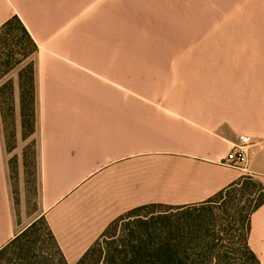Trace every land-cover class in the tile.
Instances as JSON below:
<instances>
[{
    "label": "crops",
    "instance_id": "crops-1",
    "mask_svg": "<svg viewBox=\"0 0 264 264\" xmlns=\"http://www.w3.org/2000/svg\"><path fill=\"white\" fill-rule=\"evenodd\" d=\"M245 1L0 0V25L17 15L37 44L34 205L16 212L24 165L12 178L0 122V247L43 218L74 264L134 209L202 204L243 176L264 191V26L219 24L221 2ZM241 134L245 166L227 165ZM247 242L264 264V201Z\"/></svg>",
    "mask_w": 264,
    "mask_h": 264
},
{
    "label": "trees",
    "instance_id": "trees-1",
    "mask_svg": "<svg viewBox=\"0 0 264 264\" xmlns=\"http://www.w3.org/2000/svg\"><path fill=\"white\" fill-rule=\"evenodd\" d=\"M36 52L37 44L17 15L0 25V78L22 61L28 60L31 130H34L36 122L33 69ZM19 88L21 125L24 127L27 123V108L22 81L19 82ZM241 187L249 190L245 191L251 196L252 203L242 216L245 223H242L240 232L226 217L218 220L212 217L201 224H195L180 218L172 220L167 216H159L138 220L125 229V235L107 243L105 248L99 247V238L116 221L113 220L74 264H259L257 256L248 245L247 233L251 211L264 201L261 182L251 176H243L216 192L204 203ZM139 209L142 207L129 212ZM38 224L42 225L45 238L38 234ZM0 264L68 263L46 222L43 218H38L0 247Z\"/></svg>",
    "mask_w": 264,
    "mask_h": 264
},
{
    "label": "rangeland",
    "instance_id": "rangeland-1",
    "mask_svg": "<svg viewBox=\"0 0 264 264\" xmlns=\"http://www.w3.org/2000/svg\"><path fill=\"white\" fill-rule=\"evenodd\" d=\"M221 13L225 16L220 18V25L225 26H264V0H248L245 2H236L233 11L226 8V2H221ZM28 60L22 61L5 73L0 78V122L1 136L4 139L5 155L11 177H14L15 167L21 160L24 167V177L26 179L25 201L22 203V209L17 213L29 214L35 197V175L34 164L36 155V135L35 128L31 130V103L29 99L30 85L27 80ZM20 74H23L21 77ZM22 81V89L26 95V111L25 116L27 123L23 127L21 125L20 103L15 102L16 93L20 92L19 82ZM244 187L235 191L222 194L210 202L187 207H147L136 210L135 212H127L123 216L115 219L108 231L99 238V247L105 248L107 243L114 239H119L126 234V228L133 226L135 222L141 219H149L151 217L159 218V216H167L168 219H178L193 223H203L210 218L215 220L227 218L234 225V228L240 232L242 230V216L250 208L252 198L246 192ZM249 191V190H247ZM22 214V215H23ZM20 222H27L30 218H17ZM220 221V220H219ZM38 234L45 238V233L41 224H38ZM119 242V241H118ZM48 251H50L48 243H46ZM98 247V246H97Z\"/></svg>",
    "mask_w": 264,
    "mask_h": 264
},
{
    "label": "built area",
    "instance_id": "built-area-1",
    "mask_svg": "<svg viewBox=\"0 0 264 264\" xmlns=\"http://www.w3.org/2000/svg\"><path fill=\"white\" fill-rule=\"evenodd\" d=\"M250 144L251 139L248 135H239L238 141L234 143L232 149L227 153L223 162L227 165L235 167H244L247 160V148Z\"/></svg>",
    "mask_w": 264,
    "mask_h": 264
}]
</instances>
